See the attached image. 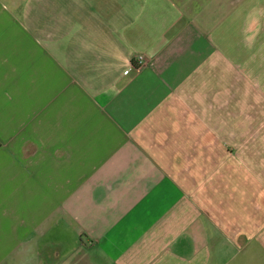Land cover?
Listing matches in <instances>:
<instances>
[{
    "label": "crops",
    "instance_id": "obj_1",
    "mask_svg": "<svg viewBox=\"0 0 264 264\" xmlns=\"http://www.w3.org/2000/svg\"><path fill=\"white\" fill-rule=\"evenodd\" d=\"M0 264H264V0H0Z\"/></svg>",
    "mask_w": 264,
    "mask_h": 264
},
{
    "label": "built area",
    "instance_id": "obj_2",
    "mask_svg": "<svg viewBox=\"0 0 264 264\" xmlns=\"http://www.w3.org/2000/svg\"><path fill=\"white\" fill-rule=\"evenodd\" d=\"M136 61L138 62V64H143L145 62V58L142 54H138L136 57H135Z\"/></svg>",
    "mask_w": 264,
    "mask_h": 264
}]
</instances>
